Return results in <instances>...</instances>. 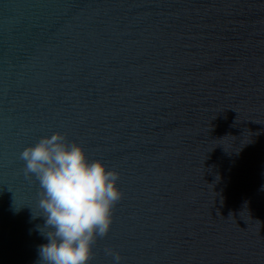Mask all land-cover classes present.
Segmentation results:
<instances>
[{"label": "water", "instance_id": "obj_1", "mask_svg": "<svg viewBox=\"0 0 264 264\" xmlns=\"http://www.w3.org/2000/svg\"><path fill=\"white\" fill-rule=\"evenodd\" d=\"M0 264H264V0H0Z\"/></svg>", "mask_w": 264, "mask_h": 264}]
</instances>
